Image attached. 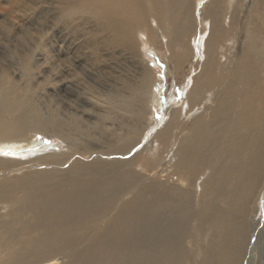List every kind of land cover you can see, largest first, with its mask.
Masks as SVG:
<instances>
[{
    "label": "bare ground",
    "instance_id": "6f19581e",
    "mask_svg": "<svg viewBox=\"0 0 264 264\" xmlns=\"http://www.w3.org/2000/svg\"><path fill=\"white\" fill-rule=\"evenodd\" d=\"M3 3L40 38L0 39V264H264V0ZM155 43L192 83L157 129Z\"/></svg>",
    "mask_w": 264,
    "mask_h": 264
},
{
    "label": "rangeland",
    "instance_id": "374dc122",
    "mask_svg": "<svg viewBox=\"0 0 264 264\" xmlns=\"http://www.w3.org/2000/svg\"><path fill=\"white\" fill-rule=\"evenodd\" d=\"M33 2L35 3V0H26V3H33ZM19 7H18L19 9L18 8L11 9L8 4H4V3L0 6V22L3 21L4 23H7L9 21L8 24L10 23L9 25L13 26L12 29L6 32L3 29V27H1L2 24H0V39L1 40L8 39V42L11 41L16 43L18 42L19 43L18 46H25L26 48L29 49H35V47L38 46V40L40 38V35L38 33V20H37L38 9L36 8L31 14L30 13L25 14V11L20 10L21 8H23V6L19 5ZM197 10L198 9H196V11ZM24 28H27V30H25ZM28 43H30L31 45L29 46ZM152 47L143 49L142 57L143 59L147 60L149 69L152 70L153 75H155L157 79V81L155 79V81L153 82V85L151 86L152 88L150 87L151 91L149 90L148 92L149 97L148 100L146 101L147 107L150 110L148 113L149 117L147 119H149L150 121L153 120V123L149 122L147 124L152 123L153 124L152 128L157 129L156 127L157 125H159V122L163 123L167 121V119L169 118L168 116L171 113V110L176 109L181 105V103L184 101L183 88L189 90L192 86V83L190 79L189 80L190 84L188 85L185 84L186 86L185 85L181 86L179 83V78L176 74V68L174 67L173 62L170 59L169 51L165 48V46L159 45L157 43L152 44ZM157 120L158 122L156 123ZM150 132L151 131L148 130L146 134H149ZM36 137H37L36 141L38 143H43L45 145L47 144L46 146L52 147L59 142L58 140L47 137L43 134H37ZM61 149H63V145H61ZM164 155L165 154H163V156ZM16 160L17 158L13 159V161ZM262 192L263 194L262 196H260L261 198L259 197V199L261 200L258 199V203H260L259 208L263 211L257 212L256 214L257 219H255L256 218L255 216L254 220L255 222L260 221L264 223V207H263L264 189ZM258 218L260 219L259 221Z\"/></svg>",
    "mask_w": 264,
    "mask_h": 264
}]
</instances>
